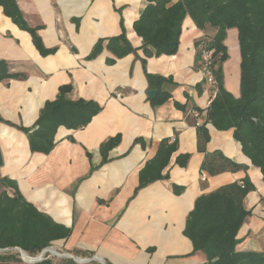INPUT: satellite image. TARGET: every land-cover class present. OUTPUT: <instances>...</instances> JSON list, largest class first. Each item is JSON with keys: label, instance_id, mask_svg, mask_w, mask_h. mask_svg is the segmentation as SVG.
Returning <instances> with one entry per match:
<instances>
[{"label": "crops", "instance_id": "crops-1", "mask_svg": "<svg viewBox=\"0 0 264 264\" xmlns=\"http://www.w3.org/2000/svg\"><path fill=\"white\" fill-rule=\"evenodd\" d=\"M15 1L27 24L38 29L43 45L56 48V53L42 57L30 35L0 7V60L8 63L11 73L25 75L24 79L0 83L1 118L16 126L32 127L44 103L55 100L58 88L67 84L73 87L69 99L93 100L102 107L82 129L60 127L56 146L48 155L31 153L22 131L0 123V175L15 180L25 199L39 211L72 229L68 239L52 243L62 252L55 262L97 264L92 259L95 256L105 264H204V254L193 251L191 241L183 235L186 217L197 197L246 176L255 190L243 200L251 215L238 232L236 248L262 252L264 182L260 170L242 153L232 129L218 131L207 125L210 140L206 152L220 151L247 169L215 176L200 173L204 154L197 149V120L192 108L205 109L211 91L208 86L200 95L196 91L202 75L195 68V43L211 39L215 30L209 26L200 30L187 17L177 53L146 60L148 73L171 78L174 83L164 86L170 99L153 106L146 95L142 41L133 30L145 0ZM122 27L136 52L112 65L106 63L114 58L107 50L87 60L97 40L120 35ZM224 45L228 53L222 66L224 87L239 97L240 54L235 28L226 31ZM231 51L235 62H230ZM175 103L186 109H177ZM117 134L120 143L102 164L100 145ZM174 136L178 139L176 155L190 154L187 166H176L175 155L167 168L169 179L154 182L134 196L139 171L154 156L160 140ZM137 138L144 141L145 149L134 143ZM173 185L183 187L182 194L175 195ZM63 254L90 261L80 263Z\"/></svg>", "mask_w": 264, "mask_h": 264}, {"label": "trees", "instance_id": "trees-1", "mask_svg": "<svg viewBox=\"0 0 264 264\" xmlns=\"http://www.w3.org/2000/svg\"><path fill=\"white\" fill-rule=\"evenodd\" d=\"M146 5L139 18L133 23V30L141 39L140 50L144 57L142 66L148 83V90H157L156 96L149 100L153 106L167 102L171 94L165 85H173L171 78L150 74L146 70V60L161 55L172 56L177 53L182 25L187 17L195 26L203 30L212 27L215 33L211 39L195 43V68L201 69V53L212 50L209 70L216 81V95L205 109L193 106L198 113L196 133L198 152L204 154L200 173L215 176L223 172L245 171L240 165L224 156L220 151L206 152L209 142L207 125L218 131L233 130L234 139L240 143L241 151L252 166L258 168L264 182V0H145ZM0 7L6 17L20 29L27 32L32 44L42 57L53 55L56 48H46L37 28L30 27L15 0H0ZM237 30L240 54V95L234 97L224 87L222 66L228 59L224 45L226 31ZM103 50L114 58L107 59L112 65L134 49L122 27L120 35L99 39L94 44L87 60L96 58ZM24 74L11 73L6 61L0 60V83L9 79H24ZM202 78L195 88L202 94L206 87ZM210 88V87H209ZM71 84L58 88L53 101H46L32 127L13 125L0 116V123H6L22 131L28 139L31 153L48 155L56 146V134L60 127L78 130L86 127L102 107L93 100H71L68 94ZM212 92V89L210 88ZM179 110L185 105L175 103ZM201 122H200V121ZM121 140V135L109 138L100 145L102 164L108 161V153ZM69 141L74 140L69 137ZM142 149L146 145L141 138L134 141ZM178 152L177 136L160 140L154 156L146 161L138 173V185L134 196L148 185L169 179L167 168ZM190 154L178 153L175 165L185 168ZM3 159L0 150V167ZM175 195L184 191L183 187L172 186ZM0 249L19 248L29 256H36L57 240H66L72 229L56 223L49 215L39 211L28 202L20 192L17 182L0 175ZM255 187L246 176L240 182H233L196 198L193 209L186 217L183 235L205 256L204 264H264L262 252H242L237 250L238 232L248 216L243 200ZM149 252L153 250L148 249ZM77 254V253H76ZM21 263L18 254L3 252L0 264ZM26 264V263H24ZM33 264H74L72 260L57 261L47 256ZM109 264V263H106Z\"/></svg>", "mask_w": 264, "mask_h": 264}, {"label": "water", "instance_id": "water-1", "mask_svg": "<svg viewBox=\"0 0 264 264\" xmlns=\"http://www.w3.org/2000/svg\"><path fill=\"white\" fill-rule=\"evenodd\" d=\"M156 94H157V90H148L146 92V95H147L149 100H152L156 96ZM9 250L17 251L20 255H22V254H26L27 255L26 252H24L23 250H21L19 248L0 249V252H6V251H9ZM50 250H51L50 247H47V248L43 249L38 255H36L34 258H32L33 260L31 262H24L22 260V257H20V258L26 264H33V263L42 261L44 259V256H45L46 253H50L51 255H54V254L51 253ZM58 255H60V254L56 253V256H58ZM63 256L73 258L75 261L80 262V263H84V262L90 261L88 259H83V258L80 259V258H77V257H74V256H70V255H67V254H63ZM92 259L98 261L100 264H105L102 260H100L99 258H97L95 256Z\"/></svg>", "mask_w": 264, "mask_h": 264}, {"label": "built area", "instance_id": "built-area-1", "mask_svg": "<svg viewBox=\"0 0 264 264\" xmlns=\"http://www.w3.org/2000/svg\"><path fill=\"white\" fill-rule=\"evenodd\" d=\"M212 53H213L212 50L204 49L202 51V53H201V69H200L202 78L206 79V85L212 89L211 99H213L215 97L216 91H217L216 81H215L214 77L212 76V74L209 70ZM211 99H210V101H211ZM193 115L195 118L198 117L197 112H193Z\"/></svg>", "mask_w": 264, "mask_h": 264}, {"label": "rangeland", "instance_id": "rangeland-1", "mask_svg": "<svg viewBox=\"0 0 264 264\" xmlns=\"http://www.w3.org/2000/svg\"><path fill=\"white\" fill-rule=\"evenodd\" d=\"M231 54H232V58H231V61H230V62H235V55H234V52L231 51ZM232 91H233V90H232ZM1 154H2V153H1ZM0 191H1V190H0ZM50 248L53 249L56 253H60V254H62V252L59 251V250H57L54 246L51 245ZM6 252L18 254V257H19V258L21 257V255H20L17 251H11V250H9V251H6ZM1 253H3V252H0V254H1ZM37 255H38V254H37ZM45 256H47V257H49V258H52V259L58 258L56 255H51L50 253H46ZM45 256H44V257H45ZM32 257H35V256H32ZM77 258H80V259H81V257H77ZM20 259H21V258H20ZM25 259L29 260L27 255L25 256ZM83 259H84V258H83ZM23 261H24V259H23ZM23 261L21 260V263H11V264H24ZM97 264H100V263H97Z\"/></svg>", "mask_w": 264, "mask_h": 264}, {"label": "bare ground", "instance_id": "bare-ground-1", "mask_svg": "<svg viewBox=\"0 0 264 264\" xmlns=\"http://www.w3.org/2000/svg\"><path fill=\"white\" fill-rule=\"evenodd\" d=\"M50 251H51L52 254L56 255V253H55V251H54L53 249H51ZM25 256H26V254H22V255H21L22 260L24 259V262H31V261L33 260L32 258H34V257L29 256V255L27 254L28 259H29V260H27V259H25Z\"/></svg>", "mask_w": 264, "mask_h": 264}]
</instances>
